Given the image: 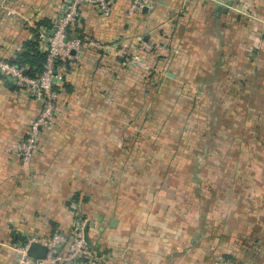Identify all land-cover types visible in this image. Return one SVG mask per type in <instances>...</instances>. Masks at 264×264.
<instances>
[{"label":"crops","instance_id":"0c3cea01","mask_svg":"<svg viewBox=\"0 0 264 264\" xmlns=\"http://www.w3.org/2000/svg\"><path fill=\"white\" fill-rule=\"evenodd\" d=\"M151 1L131 16L130 0L81 7L68 33L113 50L66 64L27 165L9 148L41 103L0 75V264L78 215L97 225L77 264H264V0ZM60 2L8 0L0 55ZM140 41L157 46L148 70L123 64Z\"/></svg>","mask_w":264,"mask_h":264},{"label":"built area","instance_id":"2783aa9c","mask_svg":"<svg viewBox=\"0 0 264 264\" xmlns=\"http://www.w3.org/2000/svg\"><path fill=\"white\" fill-rule=\"evenodd\" d=\"M60 1L59 13L51 24L39 27L36 31L40 49L46 52V61L41 73L31 76L27 65L12 63L0 55V75L17 89L25 91L41 103L39 113L29 118L24 136L9 148L18 153L24 165L32 161L38 150L41 129L49 127L54 121L56 103L60 97L55 83L62 77L69 60L77 57L86 48H101L108 52L113 50V45L109 46L99 39L68 36V28L76 20L82 6H95L101 14L107 15L116 0ZM211 1L221 5L225 3L222 0ZM7 2L8 0L0 1V23L3 15L15 13V9ZM145 5L153 7V1L130 0L128 15H133ZM156 48L157 46L152 43L140 41L135 45L133 52L124 59L123 64L127 67L134 66L148 70L150 65L146 57ZM96 225L97 221L94 217L78 215L69 234L56 230L48 237L29 235L25 242L16 247V257L12 264H77L88 256L85 235ZM35 241L47 247L48 251L44 259H37L28 254L30 244Z\"/></svg>","mask_w":264,"mask_h":264},{"label":"trees","instance_id":"16d2710c","mask_svg":"<svg viewBox=\"0 0 264 264\" xmlns=\"http://www.w3.org/2000/svg\"><path fill=\"white\" fill-rule=\"evenodd\" d=\"M68 36L71 35L68 33ZM8 60L18 65H27L29 67L28 73L31 76H35L43 70L46 61V52L40 49L37 35L35 34L34 39L29 40L24 44L23 51L17 53ZM78 198L79 196L75 195L74 200H78ZM25 241L26 239H22V243ZM243 247H245V245Z\"/></svg>","mask_w":264,"mask_h":264},{"label":"water","instance_id":"95a60500","mask_svg":"<svg viewBox=\"0 0 264 264\" xmlns=\"http://www.w3.org/2000/svg\"><path fill=\"white\" fill-rule=\"evenodd\" d=\"M230 4H231V2L228 1L227 5H230ZM218 10L226 11L227 9L224 6H219ZM85 238H86L88 245H92V242L90 241L87 232H86ZM57 249L59 250V248H57ZM47 251H48V249L45 245H43L40 242L35 241V242H32L30 244L29 249H28V254L34 258H37V259H44L46 257Z\"/></svg>","mask_w":264,"mask_h":264}]
</instances>
